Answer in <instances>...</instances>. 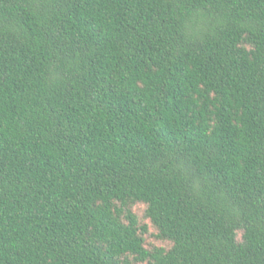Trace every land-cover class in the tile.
Masks as SVG:
<instances>
[{"label": "trees", "instance_id": "16d2710c", "mask_svg": "<svg viewBox=\"0 0 264 264\" xmlns=\"http://www.w3.org/2000/svg\"><path fill=\"white\" fill-rule=\"evenodd\" d=\"M0 264H264V0H0Z\"/></svg>", "mask_w": 264, "mask_h": 264}, {"label": "rangeland", "instance_id": "374dc122", "mask_svg": "<svg viewBox=\"0 0 264 264\" xmlns=\"http://www.w3.org/2000/svg\"><path fill=\"white\" fill-rule=\"evenodd\" d=\"M137 211H138V213H139L140 215H142L143 212H144V206H143V205H139V206L137 207ZM145 222H147V223L150 225L151 232H152V234L149 236V240H150L151 242L157 244V245H160L161 242H160V241H157V240L155 239L154 235H153V233H155V230H154L153 226H151V224H150V222H149L148 220H146Z\"/></svg>", "mask_w": 264, "mask_h": 264}]
</instances>
